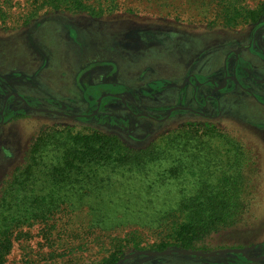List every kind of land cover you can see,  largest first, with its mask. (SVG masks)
Returning a JSON list of instances; mask_svg holds the SVG:
<instances>
[{
  "label": "rangeland",
  "instance_id": "1",
  "mask_svg": "<svg viewBox=\"0 0 264 264\" xmlns=\"http://www.w3.org/2000/svg\"><path fill=\"white\" fill-rule=\"evenodd\" d=\"M262 1L0 0V187L47 127L93 129L140 150L190 124L214 126L232 140L209 146L220 152L221 164L241 160L245 198L234 223L211 233L199 244L204 248L194 251L215 254L209 257L157 255L177 248L157 251L151 246L155 235L131 227L130 233L140 234L141 250L126 248L114 262H104L112 249L109 236L122 241L128 231H93L79 222L80 214L61 211L46 223L16 230L3 264H264V102L246 92L264 94ZM230 15L235 17L227 22ZM234 54L243 59L240 68ZM224 71L229 83L223 91L198 85L193 91L189 84L201 85L202 79L221 87ZM206 94L220 105L205 103ZM99 98H104L100 110L111 119L101 112L79 119L60 115L92 114ZM120 99L141 118L121 127ZM172 106L190 110H174L166 118ZM158 108L161 120L144 119ZM179 188L167 190L177 195ZM223 250H238L252 261L218 253Z\"/></svg>",
  "mask_w": 264,
  "mask_h": 264
},
{
  "label": "trees",
  "instance_id": "2",
  "mask_svg": "<svg viewBox=\"0 0 264 264\" xmlns=\"http://www.w3.org/2000/svg\"><path fill=\"white\" fill-rule=\"evenodd\" d=\"M214 140L233 143L214 126L190 124L140 150L93 129L39 130L23 164L0 187V264L16 230L61 211L80 214L79 222L93 231H128L124 243L109 236L112 249L104 262H114L126 248L141 250L140 234L130 233L131 227L155 235L157 251H200V242L232 225L245 204L241 160L221 164L220 152L209 146ZM178 185L177 195L167 190Z\"/></svg>",
  "mask_w": 264,
  "mask_h": 264
},
{
  "label": "flooded vegetation",
  "instance_id": "3",
  "mask_svg": "<svg viewBox=\"0 0 264 264\" xmlns=\"http://www.w3.org/2000/svg\"><path fill=\"white\" fill-rule=\"evenodd\" d=\"M251 45V43H250V40H249V42L247 43V46H245L246 47V49L248 50V47ZM250 49V48H249ZM251 50V49H250ZM236 54V53H235ZM234 54V55H235ZM235 57V61H234V63H236L235 64V66H236V68H240L242 65H243V59L239 56V55H235L234 56ZM246 66H248V64L246 63ZM235 71H236V69H235ZM227 74V75H226ZM234 76L235 77H238L237 76V73H235L234 72ZM229 75V73L228 72H226V71H224V76H223V83H222V85H221V87H216V85H214L213 84V82L212 81H202V79H201V77H200V75H198V74H196V75H194V76H198L200 79H201V82H203V84H201V85H199V84H196L194 81V84H192V82L190 83L189 82V84L191 85V88H192V90L194 91L195 90V85H198V86H204V87H207V88H210L211 86H213L212 88H217V89H219V91H223V90H225L224 88H225V86L226 85H228V76ZM193 78V77H192ZM101 84V83H100ZM159 84V83H158ZM261 84H264V82L263 83H261ZM103 85V84H102ZM102 85H100V87H103ZM153 86V85H152ZM156 88L158 87V86H155ZM154 87V88H155ZM113 89H119L118 87H114ZM262 91L264 92V87H262ZM246 92H247V94H249L250 96H252L255 100H256V102H257V99L258 100H260V101H262V102H264V94H261V93H256V92H253V91H249V90H247L246 89ZM257 98V99H256ZM97 99V98H96ZM99 100V102H98V105H97V107H96V110L97 111H95L94 113H92V114H89V115H87V114H85V112L83 113V114H80V115H78V116H71V115H67V114H64V113H62V114H60V112L58 111H55L56 112V114H60V115H62V116H67V117H69V118H76V119H79L78 117H89V116H93L94 114H97V113H99V112H101V115H103L102 117H109L110 118V116L109 115H107V114H104L103 113V111H101L100 109H101V106L104 104V98H99L98 99ZM206 100V102L205 103H212V104H214L216 107H218L219 105H220V99L219 98H217V97H215L214 95H211V94H206V96H204L203 97V101H205ZM121 103H122V105H123V107L125 108L124 110H125V117L123 118L124 120H120L119 121V125L121 126V127H124L125 125H128V124H124V123H129L130 121H132V120H135V119H140L141 117H139V115L138 114H135V110H134V108H133V106L132 105H130L128 102H126V100L124 101L123 99H120L119 100ZM179 101H181V102H183L184 100H183V98L181 97L180 98V100ZM258 103V102H257ZM159 109L160 108H158L157 110H154V111H156V112H154V113H150V114H146V115H144L143 117H144V119H146L147 118V120L149 121V122H157V121H159V120H161V119H157L156 118V115H155V113H157L158 111H159ZM171 110L168 112V114H167V116H166V118H170L171 117V115H172V113L174 112V110H180V109H187V108H181V107H176V106H172L171 108H170ZM187 110H190V109H187ZM192 111V110H191ZM219 113H220V111H219ZM111 119V118H110ZM126 121V122H125ZM119 126V127H120ZM143 254V253H142ZM143 255H145V254H143ZM242 259V258H241ZM244 259L246 260V261H252L251 259H249V258H247V257H244ZM243 260V259H242ZM244 261V260H243Z\"/></svg>",
  "mask_w": 264,
  "mask_h": 264
},
{
  "label": "water",
  "instance_id": "4",
  "mask_svg": "<svg viewBox=\"0 0 264 264\" xmlns=\"http://www.w3.org/2000/svg\"><path fill=\"white\" fill-rule=\"evenodd\" d=\"M227 252H234L237 254H241L243 257H245L244 254H242L238 250H223V251L218 252V253H227ZM173 253L179 254V255L201 256V257H209L212 255H215L214 253H199V252L187 251V250H181V249L166 250V251L158 253L157 255H165V254H173Z\"/></svg>",
  "mask_w": 264,
  "mask_h": 264
}]
</instances>
